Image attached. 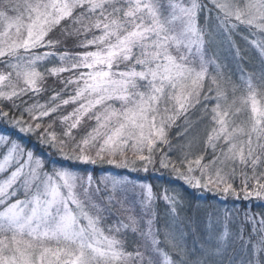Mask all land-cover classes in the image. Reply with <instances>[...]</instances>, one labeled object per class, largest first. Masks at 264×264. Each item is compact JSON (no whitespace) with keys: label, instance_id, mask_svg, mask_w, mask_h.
<instances>
[{"label":"snow or ice","instance_id":"6c2138e0","mask_svg":"<svg viewBox=\"0 0 264 264\" xmlns=\"http://www.w3.org/2000/svg\"><path fill=\"white\" fill-rule=\"evenodd\" d=\"M0 264H264V0H0Z\"/></svg>","mask_w":264,"mask_h":264},{"label":"trees","instance_id":"16d2710c","mask_svg":"<svg viewBox=\"0 0 264 264\" xmlns=\"http://www.w3.org/2000/svg\"><path fill=\"white\" fill-rule=\"evenodd\" d=\"M173 131H175V129H173Z\"/></svg>","mask_w":264,"mask_h":264}]
</instances>
